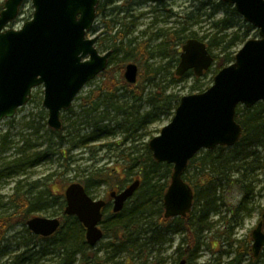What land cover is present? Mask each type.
Returning <instances> with one entry per match:
<instances>
[{"label": "trees", "instance_id": "1", "mask_svg": "<svg viewBox=\"0 0 264 264\" xmlns=\"http://www.w3.org/2000/svg\"><path fill=\"white\" fill-rule=\"evenodd\" d=\"M189 7L191 9L188 12L183 11L181 18H179L182 24L181 27L173 30L171 28H158L157 31L151 32L148 38L142 33L138 37H130L134 32H132L130 24L123 21L124 25L121 28H116V25L112 23L115 22L112 19V12L109 14L104 13L105 38L111 43L109 47L113 48L114 53L109 62L111 63L115 59V64L112 67L108 66L98 75L104 78L103 82L82 98L81 107L88 116L95 115L101 106H104L106 111L103 110L102 115L99 117L94 116L92 123L94 129L92 132L72 134L74 139L72 148L77 146L88 147L89 143L96 142L104 136H114L113 129L110 130L106 124H102L105 115L108 114L107 109L121 116L120 121L116 123V129L123 133V137L117 141L106 142L101 147L106 146L117 150L118 160L123 162V167L127 171L137 166L139 168L137 174L140 184L121 211L112 212L111 209L109 210V205L104 208L101 227L104 237L110 238L109 244L114 250L128 249L132 244L148 245L154 248L165 242L164 237L167 233L184 231V235L177 243L176 252L180 260L185 259L186 264L191 263L200 250L201 233L210 227V217L220 214V207L225 204L218 191L219 186L224 184L234 186L240 193V199L237 204L228 209L229 218H226L225 215L222 216L224 224L223 230L219 234L222 237L221 243L226 244V248L218 250L219 254L214 258L215 264L221 263L222 255L230 254L233 256L225 264H259L261 257L264 256V250L254 256L251 250V235L234 239L232 234L234 228L240 225L247 204L254 197L255 185L252 175L258 168L260 149L264 153V101L256 103L251 108L243 107L242 111L239 107L236 108L235 119L242 128L240 138L236 144L231 147L219 145L210 150H202L201 156L195 155L188 161L187 167L193 165L196 176L194 178L186 176V167L183 179L192 188L193 204L191 210L185 216L164 217L163 195L170 182L172 165L157 162L153 158L147 142L143 146L144 152L139 153L138 141L140 137L148 134V126L160 114L173 116L178 105L180 96L167 93L165 85L157 83V78L164 66L170 65L172 62L176 64L179 62V51L188 38H198L191 33L185 35L187 26L193 22H202L200 20L203 16L210 21L214 31L199 39L206 42L209 50L211 48L220 49V54L213 55L215 69L212 79L219 69L233 62L235 52H230L229 49L237 42H245L249 39L250 32L254 29L252 25L242 19L236 9L229 3L220 0H190ZM221 11L222 17L215 18L216 13ZM169 13L173 18L175 14L170 9H168L167 17ZM231 29L234 30L228 33ZM112 31L113 33H111ZM154 40H158L156 44ZM152 43L155 45H152ZM155 56L165 60V63L157 67L150 65L148 62ZM129 61L137 62L139 67L137 81L133 84L126 82L123 75L120 74ZM208 72L209 69L201 77H195L192 71H187L181 76L171 72L169 73V82L179 83L187 77H193V88L201 92L207 88H202L204 83L201 82V79ZM117 74H119V78H117ZM148 84H153L155 89L146 99L150 106L147 110L142 111L140 105L134 106L127 100L122 101L121 95H117L118 92L128 91L133 103L141 101L142 94ZM49 130L53 137L58 140V145L63 146L66 140V136L62 134L64 128L57 130L49 128ZM139 131L141 133H138ZM6 139L7 136L2 137L0 148L6 147L8 142ZM127 143H129V146L125 147ZM25 146H27V143ZM47 152H50L49 146L38 153L37 156L31 157L32 159L26 157L13 159L9 162L8 169L9 171L15 170L24 162L28 163L27 166L36 165L46 156L45 153ZM59 154L60 157H64L61 151H59ZM133 155L134 157H132ZM158 170L162 171L160 175L161 183L159 182L160 179L154 181L153 178ZM235 173H237V176L232 177ZM112 176L111 171L106 170L104 172L102 169H96L87 173L81 183L91 195V185H97L101 182L111 184ZM116 185H119V183ZM116 185L113 184L112 187ZM26 186H29V183L18 181L13 187L12 194L6 197L5 204L9 205L11 212L0 215V242L4 241L5 233L9 228L16 224H26V221L31 217V213L46 206L47 203L44 202H48V197H43L39 192L34 197L28 195L37 187L36 182L32 183V188L28 187L29 189L23 190L22 188ZM46 188L50 194L49 185ZM54 197L57 199L62 198L63 201L61 202L64 205L63 194H54ZM61 211V225L57 232L64 226L62 221L65 222V219L69 217L64 214L63 210ZM263 213L264 207L261 209V214ZM70 217L73 224L69 229L78 237V241L82 246L87 245L82 224L75 216ZM34 237L37 239L40 236L34 234ZM139 241L141 242L139 243ZM62 246L65 248L66 257L56 264H71V256L77 248L68 249L66 242ZM77 251H81V249L78 248ZM26 257L25 253L14 255L7 264H23L22 262ZM209 262L203 264H209ZM99 263V260H97L96 264Z\"/></svg>", "mask_w": 264, "mask_h": 264}, {"label": "water", "instance_id": "2", "mask_svg": "<svg viewBox=\"0 0 264 264\" xmlns=\"http://www.w3.org/2000/svg\"><path fill=\"white\" fill-rule=\"evenodd\" d=\"M222 1L232 4L258 30V37L244 42L234 61L214 75L206 90L181 96L170 122L148 141L153 158L172 165L163 195L165 218L185 216L191 210L193 191L183 179L188 161L201 149L236 144L242 131L235 119L237 106L251 108L264 101V0ZM23 2L5 0L0 10V121L12 118L28 102L33 88L42 85L47 124L59 129L62 110L107 67L110 51L100 53L95 46L97 38L87 37L98 0H31V19L19 29L7 28ZM213 60L204 41L189 38L181 47L175 74L192 70L200 77ZM137 74L135 63L125 66L128 83H135ZM139 184L136 179L119 192H111L113 212L123 209ZM64 197V214L77 217L85 228L87 244L95 246L104 235L100 222L105 201L92 198L79 182L66 186ZM263 216L251 231L254 256L264 250ZM60 223L58 217L32 216L26 226L35 235L49 237ZM177 264H186V260Z\"/></svg>", "mask_w": 264, "mask_h": 264}, {"label": "rangeland", "instance_id": "3", "mask_svg": "<svg viewBox=\"0 0 264 264\" xmlns=\"http://www.w3.org/2000/svg\"><path fill=\"white\" fill-rule=\"evenodd\" d=\"M5 0H0V8ZM190 0H179L174 3V6L170 9L175 15L171 18L170 13L160 28L177 29L182 26L181 15L184 12H188ZM33 13V6L31 0H25L19 10V15L10 24L8 28H18L23 25L24 22L29 20ZM215 18L222 17V11L217 12ZM101 17H97L93 25L102 29ZM149 19L144 18L137 30L134 31L130 37H138L140 30H145ZM202 22H193L187 26V32L185 35L191 33L195 34L198 38H203L207 34H210L214 30L210 25V21L206 20V17L201 18ZM204 21V22H203ZM98 22V23H97ZM254 29L250 32V38H256L258 36V30ZM234 29L228 31L232 32ZM151 32H155L152 29ZM113 33V31L111 32ZM128 37V38H130ZM145 39V38H144ZM158 40H154L156 44ZM110 42H104L99 47L100 52L106 50L109 47ZM152 43V45H155ZM244 42H237L233 47L229 49L230 52H236ZM213 55L220 54L219 48H211ZM180 52V51H179ZM221 56V55H220ZM135 62V61H129ZM128 63V62H127ZM137 63V62H135ZM153 67H157L160 64H164L165 60L155 56L148 62ZM115 59L110 63L109 67L114 66ZM177 64L172 62L170 65H166L162 68V72L157 78V83L165 85L167 93H174L178 96L192 94L198 92L193 88V77H187L185 80L179 83L169 82L170 74L173 73ZM215 69V62L209 68L208 74L201 79L204 83L203 89L209 87L212 82V75ZM123 75L122 73H120ZM119 74H117V78ZM104 78L97 76L94 79L87 82L78 95L73 100L71 106L65 110H62L60 117L62 121V127L64 128L62 134L66 136V140L63 146L58 145V140L50 133L49 126L47 125V110L42 105L43 99V87L41 85L36 86L32 90V95L27 104L17 109L16 114L12 118H5L0 121V140L3 136H7L8 142L5 148H0V215L8 214L11 212L9 205L5 204L6 197L11 195L13 187L18 181L29 183V186L23 187V190L32 188V183L36 182L37 187L28 194L30 197H34L37 193H41L43 197H48L46 206L33 211L31 216H45V217H60L61 210L64 205L61 201L62 198H55L54 194H63L65 187L72 182H82L87 173L93 172L96 169H102L113 173L112 183L119 188H124L133 180L139 178L137 172L139 168L135 166L130 171H127L123 167V162L118 160V151L103 146L106 142L117 141L123 137V133L116 129V123L120 121L121 116L114 114L110 109H107L108 114L105 115L102 124H106L108 128L113 129V135H108L100 138L98 141L89 143L88 147L77 146L72 148L73 133L86 134L93 131L94 116L99 117L102 115V111L106 108L101 106L99 111L94 115L88 116L84 109L81 107L82 98L87 96L92 90L101 85ZM155 86L153 84L146 85V89L142 94V100L138 102L132 101L129 97V92H118L117 95H121L122 101H129L134 106L140 105L141 110H147L150 106L146 101L147 97L153 92ZM242 111L243 105L238 106ZM45 114V117H44ZM86 116V117H85ZM172 116L160 114L156 120L150 124L147 128L148 134L139 138L138 145L140 148V154L144 152V143L148 142L153 136L159 134L161 128L170 122ZM73 125V126H71ZM93 126V127H92ZM37 129V130H36ZM138 133H141L139 131ZM1 143V142H0ZM10 143V144H9ZM18 143V144H17ZM27 143V146L24 145ZM50 147V152L45 153V157L33 166H27L28 163L24 162L19 168L9 171V162L19 157L30 158L37 156L46 147ZM129 143L125 147H128ZM66 149H68L66 151ZM202 150L197 152L196 156L202 155ZM23 151V153H22ZM59 151H61L64 157H60ZM260 149L259 151V164L258 168L253 172V180L255 185L254 197L247 204L246 210L242 214V220L240 225L236 226L233 230L232 237L234 239H241L247 235H251V231L256 226L261 217V209L264 207V153ZM135 155V154H134ZM134 155L132 157H134ZM160 170L154 174V181L161 183ZM186 176L195 177L196 170L193 165L187 167ZM237 173L232 177H236ZM27 179V180H26ZM21 183V182H20ZM111 183V184H112ZM83 184V183H82ZM106 182H101L97 185L90 186V193L94 198L108 197L111 189L115 188ZM47 185H49L50 194L47 191ZM29 187V188H28ZM117 189V188H115ZM220 195L223 197L224 205L220 207V214L212 215L210 217V227L205 229L201 235V246L197 253L196 258L189 264H203L210 261L209 264H215L214 258L218 256L219 249H225L226 244L221 243L222 237L220 232L223 230V219L230 217L229 210L240 199V193L234 186H227L221 184L218 189ZM129 204V203H128ZM112 202H109V210L111 209ZM64 226L59 232H56L49 238H35L34 234L27 228L26 224H16L7 230L4 236V241L0 242V264H7L10 259L17 254L25 253L27 257L22 262L23 264H56L58 261H62L66 257L65 248L62 244L67 243L68 249H78L71 256V264H96L99 260V264H176L180 258L176 252V246L178 241L184 235V231L176 233H167L164 237L165 242L161 246L151 248L150 246H140V244H132L128 249L114 250L110 244L109 237H103L95 246L90 247L88 245L82 246L78 241V237L69 229L73 224L72 218H68L62 221ZM264 230V225H263ZM67 234V235H66ZM66 235V236H64ZM66 237H68L66 239ZM141 241H139L140 243ZM213 251V252H212ZM233 255H222L221 263L225 264ZM247 259V258H245ZM264 264V256L261 257L260 263Z\"/></svg>", "mask_w": 264, "mask_h": 264}, {"label": "flooded vegetation", "instance_id": "4", "mask_svg": "<svg viewBox=\"0 0 264 264\" xmlns=\"http://www.w3.org/2000/svg\"><path fill=\"white\" fill-rule=\"evenodd\" d=\"M178 1L179 0H98L97 5H96V15L97 17L98 16L101 17L100 22L103 28L101 29L99 27V24H97V26L93 25L90 28V30L87 32V37L95 36L97 38L95 46L100 52L99 47L102 46L104 42H107L105 38L106 26L103 21V16H104V13L109 14L110 12H112V19H114L115 21L112 23L116 25V28H119V27L121 28V26L124 25L123 24V21H124L130 24L132 32L137 30L138 26L140 25V22L144 18H148L149 23H147L148 25L146 29L139 31V34L142 33L145 35V37L148 38V36H150L151 34L152 29L157 31V29L160 28V25L166 22L168 8L173 7L174 3L175 2L177 3ZM107 51H110V55L107 61L108 66H109L110 65L109 60L112 59L114 56L113 48L108 47L106 50L100 53H105ZM128 63H131V62H128ZM128 63H126L125 66ZM132 63H135V62H132ZM135 64L137 65V63ZM125 66L123 69V76H124ZM43 95H44V90H43ZM112 191L118 192L119 190L118 188L117 189L113 188L110 190L107 198L106 197L100 198L105 201V206L103 207L102 213H104V208L109 205V202H112V205H113V198L110 195ZM111 211H112V208H111ZM100 227H101V223H100ZM84 234H85V229H84Z\"/></svg>", "mask_w": 264, "mask_h": 264}]
</instances>
